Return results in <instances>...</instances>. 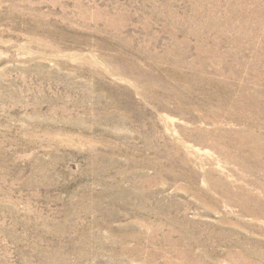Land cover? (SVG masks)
Here are the masks:
<instances>
[{"label": "rangeland", "instance_id": "374dc122", "mask_svg": "<svg viewBox=\"0 0 264 264\" xmlns=\"http://www.w3.org/2000/svg\"><path fill=\"white\" fill-rule=\"evenodd\" d=\"M0 264H264V0H0Z\"/></svg>", "mask_w": 264, "mask_h": 264}]
</instances>
